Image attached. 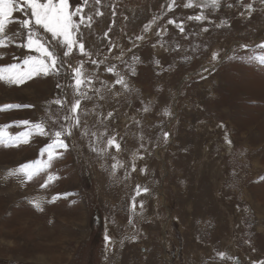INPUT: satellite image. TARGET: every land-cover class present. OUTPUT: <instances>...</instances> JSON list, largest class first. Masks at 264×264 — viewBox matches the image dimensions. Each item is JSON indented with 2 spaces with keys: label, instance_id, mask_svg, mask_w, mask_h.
<instances>
[{
  "label": "rangeland",
  "instance_id": "rangeland-1",
  "mask_svg": "<svg viewBox=\"0 0 264 264\" xmlns=\"http://www.w3.org/2000/svg\"><path fill=\"white\" fill-rule=\"evenodd\" d=\"M88 2L91 27L86 21L80 32L90 57L77 48L58 75L0 82V106L32 105L0 111V126L12 125L15 135L27 128L17 122L42 121L49 133L0 145V264L264 261V66L249 60L264 42V0H220L217 8L203 0L190 8L188 0ZM0 55L7 65L29 53L11 45ZM80 61L92 83L81 86L88 98L77 127L64 117L79 98L70 85ZM117 74L128 89L115 83ZM61 125L73 126L72 135L62 136L68 148L55 150L51 167L31 181L8 175L46 161L42 150ZM112 137L119 151L107 145ZM137 185L148 192L136 196Z\"/></svg>",
  "mask_w": 264,
  "mask_h": 264
},
{
  "label": "snow or ice",
  "instance_id": "snow-or-ice-1",
  "mask_svg": "<svg viewBox=\"0 0 264 264\" xmlns=\"http://www.w3.org/2000/svg\"><path fill=\"white\" fill-rule=\"evenodd\" d=\"M96 4L100 3V0H95ZM174 3V0H172ZM220 4V0H203L202 7L217 8ZM90 6L88 0H77L74 5L71 0H0V49L8 48L11 45L26 49L29 55L23 59L22 63H10L7 65H0V82H6L10 85H22L25 82L32 80L38 76H49L59 74V65L65 62L64 58L69 57L74 53L75 49H79L82 56H91L85 48V44L82 40L83 33L80 32L81 25L86 24L87 27H91V16L84 14V8ZM192 0H188V3L184 7H192ZM172 7V4L169 5ZM251 8V5L248 6ZM21 13L24 18L19 19L15 17V13ZM97 14H101L97 12ZM79 17V20L74 19ZM206 17L201 14L189 19L198 21L204 20ZM13 23L19 25V28L15 31L9 32V26ZM169 23H175L170 20ZM150 26H145L146 30ZM180 31H183L181 25H177ZM207 31V29H204ZM107 35V33L105 34ZM142 39V37H141ZM242 48L247 50L248 45H241ZM260 49V53H254L249 56L250 61L257 62L259 65L264 66V42L255 46ZM3 55H0V59H3ZM218 53H213L212 59L216 60ZM134 61L138 62V58L134 57ZM79 67H75L72 72V80L74 81L73 87L76 96L74 103L71 104L69 111L73 114L71 116H65L64 119H74L75 125L79 126V116L75 115L80 107L81 100L86 99L87 93L81 91V86L84 84H91L92 77L86 76L83 70V61L78 62ZM92 63H97L93 61ZM159 63V61H157ZM71 67V66H70ZM108 72L113 73L115 71L114 66L107 69ZM132 74H135V68L131 69ZM115 83L122 85L125 89L129 88L123 76L117 74ZM60 87V85H57ZM53 103L63 107L66 101L57 99ZM21 107H32V105L21 104H6L0 106V111H7L11 109H19ZM147 111V108H145ZM169 113L165 110V115ZM111 115V113H109ZM18 125L27 126L25 131L19 132L15 135L8 132V128L12 125L0 126V145L4 146H18L21 143H29L30 137L33 134H39L41 136L48 135L45 130L44 122L33 123L28 120L17 122ZM71 127L64 129L61 125V130L54 132V139L52 143L48 144L42 151L47 153V160H36L28 163L21 164L16 169L8 171L9 176L22 174L23 177L31 181L34 177L44 172L47 168L51 167V162L55 158L56 149H67L68 145L62 136H71ZM95 135V133H93ZM165 140H167L168 133L164 134ZM230 143V141H229ZM109 147L114 146L117 151L120 150V144L116 142V138L112 137L107 141ZM95 151V149H93ZM117 165H113L115 169ZM122 167V165H121ZM133 170L135 168L133 167ZM58 179V177L48 176V180L52 181ZM46 186V185H44ZM136 196H139L141 192L147 193L148 188L141 189L139 185L136 186ZM67 195V194H65ZM136 196L131 199V209L136 211ZM59 198L55 196L52 198L54 202ZM34 207L37 210L43 211L39 201L33 202ZM140 208H143V201L140 202ZM106 244L111 243V238L105 236ZM221 259L226 258L224 252L218 253ZM231 259V257H227ZM253 264H264V261L253 262Z\"/></svg>",
  "mask_w": 264,
  "mask_h": 264
},
{
  "label": "bare ground",
  "instance_id": "bare-ground-1",
  "mask_svg": "<svg viewBox=\"0 0 264 264\" xmlns=\"http://www.w3.org/2000/svg\"><path fill=\"white\" fill-rule=\"evenodd\" d=\"M244 128V127H243ZM248 158V157H247ZM247 158H245V159H247ZM196 159V158H195ZM211 159V158H210ZM212 160V159H211ZM211 160H209V161H211ZM199 161V160H198ZM205 162H206V160H204ZM208 161V160H207ZM192 162V161H191ZM246 162V161H245ZM254 162V161H253ZM241 163V162H240ZM242 164V163H241ZM203 165V164H202ZM247 165V164H246ZM198 166V165H197ZM241 167V166H240ZM199 168H201V166L199 167ZM255 168V167H254ZM246 170V169H245ZM214 172V171H213ZM239 173V172H238ZM215 175V174H214ZM244 175V174H243ZM213 182V181H212ZM232 182V181H231ZM219 184H220V182H219ZM243 185V184H242ZM230 186V185H229ZM220 187H221V184H220ZM257 220V219H256ZM259 227V226H258Z\"/></svg>",
  "mask_w": 264,
  "mask_h": 264
},
{
  "label": "water",
  "instance_id": "water-1",
  "mask_svg": "<svg viewBox=\"0 0 264 264\" xmlns=\"http://www.w3.org/2000/svg\"><path fill=\"white\" fill-rule=\"evenodd\" d=\"M239 264H241V263H239Z\"/></svg>",
  "mask_w": 264,
  "mask_h": 264
}]
</instances>
